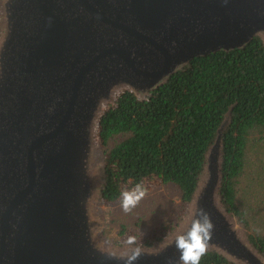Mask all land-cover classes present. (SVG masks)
I'll return each instance as SVG.
<instances>
[{"label": "water", "instance_id": "1", "mask_svg": "<svg viewBox=\"0 0 264 264\" xmlns=\"http://www.w3.org/2000/svg\"><path fill=\"white\" fill-rule=\"evenodd\" d=\"M264 45V0H0V264H125L96 226L103 167L94 133L119 92L146 97L196 57ZM208 149L189 221L140 247L135 264H175L198 209L208 252L264 264L220 203L221 136Z\"/></svg>", "mask_w": 264, "mask_h": 264}, {"label": "trees", "instance_id": "2", "mask_svg": "<svg viewBox=\"0 0 264 264\" xmlns=\"http://www.w3.org/2000/svg\"><path fill=\"white\" fill-rule=\"evenodd\" d=\"M228 112L218 194L223 208L245 228L237 183L249 139L264 135V45L258 38L242 49L196 57L148 96L123 90L103 108L96 124L103 202L119 203L120 193L139 183L150 190L172 185L181 204L190 203L205 155ZM166 233L165 227L137 243L150 246ZM247 240L264 257V235L248 233ZM200 264L233 263L208 252Z\"/></svg>", "mask_w": 264, "mask_h": 264}, {"label": "rangeland", "instance_id": "3", "mask_svg": "<svg viewBox=\"0 0 264 264\" xmlns=\"http://www.w3.org/2000/svg\"><path fill=\"white\" fill-rule=\"evenodd\" d=\"M96 137L95 130L94 139L98 143ZM96 155L99 170L102 171L103 156L100 147ZM202 180L203 178H200L197 189L201 186ZM144 187L147 188L148 194L128 214L122 211L120 202L108 205L97 201L94 209L96 226L101 238L112 247L130 246L126 243L129 235H135L141 242L146 236L166 227V235L154 243L163 242L171 237L177 228L189 221L197 195L194 194L190 203L183 206L179 191L172 185L153 190L146 185ZM236 192L237 205L245 223V228L242 226L245 235L248 233L264 235V135H254L249 139L245 166L239 177ZM151 245L137 243L131 246Z\"/></svg>", "mask_w": 264, "mask_h": 264}, {"label": "clouds", "instance_id": "4", "mask_svg": "<svg viewBox=\"0 0 264 264\" xmlns=\"http://www.w3.org/2000/svg\"><path fill=\"white\" fill-rule=\"evenodd\" d=\"M148 194L143 184H136L132 189L123 190L120 193V206L124 213H131L140 201ZM215 225L208 212L198 209L196 218L193 219L189 230L185 234L176 237L175 248L179 252V259L175 264H200L201 258L207 253L210 241L213 237ZM143 233H141L142 237ZM126 243L136 245L137 237L129 235ZM140 247H136L127 257L125 264H135L141 257ZM169 264H173L169 261Z\"/></svg>", "mask_w": 264, "mask_h": 264}]
</instances>
